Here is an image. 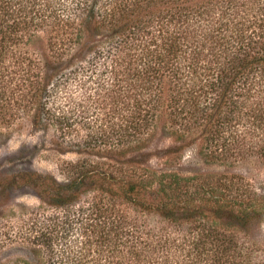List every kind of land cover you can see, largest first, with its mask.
Here are the masks:
<instances>
[{
    "label": "trees",
    "instance_id": "trees-1",
    "mask_svg": "<svg viewBox=\"0 0 264 264\" xmlns=\"http://www.w3.org/2000/svg\"><path fill=\"white\" fill-rule=\"evenodd\" d=\"M79 79L92 129L60 137L105 164L9 180L43 204L0 216V250L33 255L4 264H264V190L172 163L193 145L206 166L264 163V0H0V136L20 118L68 135L71 102L51 104ZM159 128L175 146L156 156Z\"/></svg>",
    "mask_w": 264,
    "mask_h": 264
},
{
    "label": "rangeland",
    "instance_id": "rangeland-1",
    "mask_svg": "<svg viewBox=\"0 0 264 264\" xmlns=\"http://www.w3.org/2000/svg\"><path fill=\"white\" fill-rule=\"evenodd\" d=\"M36 42L35 46H40L41 43ZM83 81L82 79L73 81L69 84L68 89L61 90L56 95L55 100H52L51 105L53 107L54 105L64 106L67 102H71L73 111L69 114V118L74 126L71 127L68 135L61 134L54 126L45 130H38L34 128L29 119L20 118L11 127L7 128L3 136H0V191L4 194L0 202V216L12 217L14 213L22 208H25L24 211H30V209L40 207L43 204L31 187L11 188L9 180H12L15 176L26 175L27 172L33 171L43 176L53 177L61 182L69 175L67 169L70 163L93 161V159L99 157L98 160L105 164V151L96 152V155L94 151L85 149L84 146L81 149L73 146L70 148L65 144L67 141L77 144L83 143L92 129L90 121L93 119V110L92 106H87L86 99L93 95L95 90H87L88 85H86L85 90L81 85ZM101 107L104 116H102L103 119L99 123L104 122L105 129V100L102 101ZM60 136L67 137L64 144ZM174 146L175 143L172 139L163 136L159 128L151 139L147 152L159 156L162 152ZM198 150L197 145L187 147L181 154H178L180 159L172 161V163L176 167H180L182 172L187 175L196 172L239 175L257 190H264V163L262 161L252 159L231 169L206 166L201 161ZM156 156H152L151 165L156 166L159 164L161 167L166 162L171 163V159L167 161L165 158L158 159ZM91 198L92 194L90 192H83L80 198L74 202L76 206L74 211L87 208V203L91 201ZM84 213V217H86L87 212L84 211ZM8 220L10 219L8 218ZM261 234L264 238V222L261 227ZM74 235L71 240L77 239L76 232ZM95 237L97 238V236ZM30 248L21 244V242H14L0 250V263L4 264L16 259H32L33 255Z\"/></svg>",
    "mask_w": 264,
    "mask_h": 264
}]
</instances>
